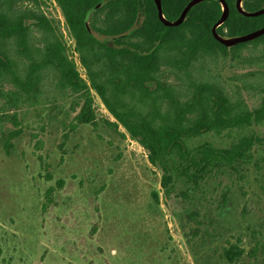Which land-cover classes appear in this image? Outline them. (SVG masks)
<instances>
[{
	"label": "rangeland",
	"instance_id": "obj_1",
	"mask_svg": "<svg viewBox=\"0 0 264 264\" xmlns=\"http://www.w3.org/2000/svg\"><path fill=\"white\" fill-rule=\"evenodd\" d=\"M11 12L26 16L28 50L20 51L13 39L0 49L20 78L58 38L85 86L71 90L53 68L41 70L27 92L9 78L0 80V264H264V144L253 146L251 161L238 171L211 179L204 194L184 198L180 183L166 194L147 151L123 127L107 124L115 119L90 84L56 0L13 1ZM37 16L50 21L53 33ZM188 51L187 57L164 49L150 89L163 85L185 101L198 84L208 83L250 110L260 106L264 43L226 54ZM87 99L95 121L78 124L75 117ZM159 105L168 109L164 99ZM11 114L19 126L4 117ZM249 130L263 137L264 122ZM233 137L213 132L194 143L222 147ZM232 244L244 254L229 263L223 250Z\"/></svg>",
	"mask_w": 264,
	"mask_h": 264
},
{
	"label": "trees",
	"instance_id": "obj_2",
	"mask_svg": "<svg viewBox=\"0 0 264 264\" xmlns=\"http://www.w3.org/2000/svg\"><path fill=\"white\" fill-rule=\"evenodd\" d=\"M23 0H0V43L13 39L20 51L26 45V16L13 15L11 3ZM37 2V0H28ZM236 0H225L228 5L226 20L216 31L224 37H234L264 26V14L246 17L238 12ZM74 38L82 64L92 88L107 111L115 119L109 126L120 125L129 137L146 151L149 163L161 170V186L166 194L184 187L180 194H204V185L228 171H238L252 159L255 144H264V136L249 130L252 124L264 122V96L260 106L248 109L239 100L232 101L219 86L198 84L189 100L180 101L169 88L156 84L163 57L162 51L171 48L183 52L217 49L223 54L248 43H264V34L254 40L225 47L212 36V26L220 18L222 9L217 0H204L193 6L178 26H165L157 16L153 0H56ZM189 0H161L165 19L173 21ZM264 7V0H243L245 11ZM91 17L85 23L86 12ZM37 22L53 33L49 20L37 16ZM96 23H99L98 25ZM103 37L99 40L92 32ZM127 34L120 38L119 35ZM64 45L58 39L40 51L39 59L30 63L24 77L17 74L13 60L0 49V80L14 81L23 92L29 91L38 73L47 68L58 71L60 81L73 91H80L85 84L79 77L74 63L67 58ZM166 100L168 109L162 111L160 100ZM15 101L14 94L9 96ZM91 100H85L75 120L78 124L94 123L90 110ZM19 126L16 114L5 115ZM227 131L235 137L229 144L218 147L212 142L195 144L194 140L205 134ZM20 133L11 131L6 140ZM63 181L58 182L62 186ZM52 189L48 190V193ZM203 191V192H202ZM155 197V196H154ZM156 198V197H155ZM244 254L236 244L223 250L224 258L233 263Z\"/></svg>",
	"mask_w": 264,
	"mask_h": 264
},
{
	"label": "water",
	"instance_id": "obj_3",
	"mask_svg": "<svg viewBox=\"0 0 264 264\" xmlns=\"http://www.w3.org/2000/svg\"><path fill=\"white\" fill-rule=\"evenodd\" d=\"M202 1H204V0H189V2L185 5L183 10L179 14L178 18L173 20V21H169V20L165 19V17L163 16L161 0H153L154 4L156 6V9H157V16H158V19L160 20V22L165 26H172V27L180 25L184 21L189 10L193 6H195L196 4H198ZM217 1H219L221 4L222 13H221L220 18L217 20V22L212 26L211 33H212L213 38L215 40H217L220 44L229 48V47L235 46V45L242 43V42L254 40L255 38L264 34V27H262V28L255 30V31H252L250 33H247L244 35H239V36H234V37H224V36L219 35L217 33L216 29L218 26H220L226 20V18L228 16L229 9H228V5L225 2V0H217ZM242 1L243 0H236L235 1L236 9L238 10V12L240 14H242L246 17H255V16H259V15L264 14V7L260 8L259 10L253 11V12L245 11L242 8ZM88 15H89V12H87L86 17H85L86 26H87ZM87 29L90 30L88 26H87ZM125 36H127V34H122V35H119L118 37L123 38Z\"/></svg>",
	"mask_w": 264,
	"mask_h": 264
},
{
	"label": "flooded vegetation",
	"instance_id": "obj_4",
	"mask_svg": "<svg viewBox=\"0 0 264 264\" xmlns=\"http://www.w3.org/2000/svg\"><path fill=\"white\" fill-rule=\"evenodd\" d=\"M86 14H87V12H86ZM91 12L89 11V15H88V18H87V20L91 17ZM85 17H86V15H85ZM93 34V33H92Z\"/></svg>",
	"mask_w": 264,
	"mask_h": 264
}]
</instances>
